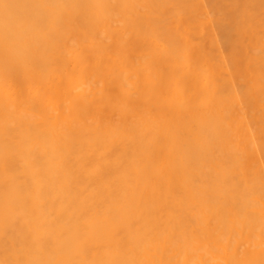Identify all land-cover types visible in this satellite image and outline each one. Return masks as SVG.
<instances>
[{
  "label": "bare ground",
  "instance_id": "6f19581e",
  "mask_svg": "<svg viewBox=\"0 0 264 264\" xmlns=\"http://www.w3.org/2000/svg\"><path fill=\"white\" fill-rule=\"evenodd\" d=\"M0 264H264V0H0Z\"/></svg>",
  "mask_w": 264,
  "mask_h": 264
}]
</instances>
